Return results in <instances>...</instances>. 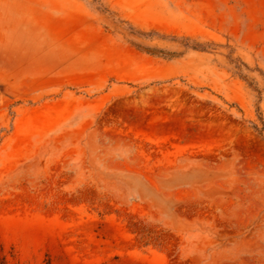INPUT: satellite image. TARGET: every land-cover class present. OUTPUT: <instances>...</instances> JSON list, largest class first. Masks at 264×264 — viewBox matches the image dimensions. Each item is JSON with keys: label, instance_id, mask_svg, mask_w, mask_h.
Masks as SVG:
<instances>
[{"label": "rangeland", "instance_id": "1", "mask_svg": "<svg viewBox=\"0 0 264 264\" xmlns=\"http://www.w3.org/2000/svg\"><path fill=\"white\" fill-rule=\"evenodd\" d=\"M0 264H264V0H0Z\"/></svg>", "mask_w": 264, "mask_h": 264}]
</instances>
